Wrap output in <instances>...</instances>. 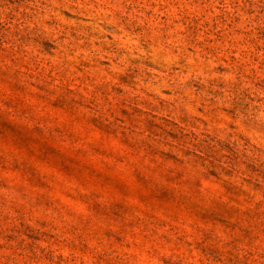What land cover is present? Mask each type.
<instances>
[{
	"label": "rangeland",
	"instance_id": "374dc122",
	"mask_svg": "<svg viewBox=\"0 0 264 264\" xmlns=\"http://www.w3.org/2000/svg\"><path fill=\"white\" fill-rule=\"evenodd\" d=\"M0 264H264V0H0Z\"/></svg>",
	"mask_w": 264,
	"mask_h": 264
}]
</instances>
